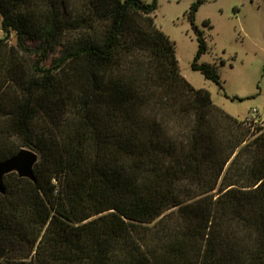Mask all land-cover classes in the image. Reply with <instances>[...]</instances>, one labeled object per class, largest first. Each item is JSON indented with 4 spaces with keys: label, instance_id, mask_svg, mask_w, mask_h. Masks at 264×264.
I'll return each instance as SVG.
<instances>
[{
    "label": "trees",
    "instance_id": "obj_1",
    "mask_svg": "<svg viewBox=\"0 0 264 264\" xmlns=\"http://www.w3.org/2000/svg\"><path fill=\"white\" fill-rule=\"evenodd\" d=\"M157 8L0 0V160L40 156L4 179L0 264H264V129L182 75Z\"/></svg>",
    "mask_w": 264,
    "mask_h": 264
},
{
    "label": "rangeland",
    "instance_id": "obj_2",
    "mask_svg": "<svg viewBox=\"0 0 264 264\" xmlns=\"http://www.w3.org/2000/svg\"><path fill=\"white\" fill-rule=\"evenodd\" d=\"M195 2L158 0L155 11L158 28L175 42L182 75L195 88L208 90L213 102L239 121L253 109L264 116V0H204L199 7L195 24L204 32L208 51L198 62L217 66L221 86L193 69L199 44L188 12ZM9 43L16 44L14 33Z\"/></svg>",
    "mask_w": 264,
    "mask_h": 264
},
{
    "label": "water",
    "instance_id": "obj_3",
    "mask_svg": "<svg viewBox=\"0 0 264 264\" xmlns=\"http://www.w3.org/2000/svg\"><path fill=\"white\" fill-rule=\"evenodd\" d=\"M39 154L32 149L22 148L14 156L0 160V193L5 192L4 179L11 173L21 178L36 181L35 165L39 161Z\"/></svg>",
    "mask_w": 264,
    "mask_h": 264
},
{
    "label": "built area",
    "instance_id": "obj_4",
    "mask_svg": "<svg viewBox=\"0 0 264 264\" xmlns=\"http://www.w3.org/2000/svg\"><path fill=\"white\" fill-rule=\"evenodd\" d=\"M243 123L250 128H254L255 124H259V128L264 129V116L260 113L259 110L253 109L245 117Z\"/></svg>",
    "mask_w": 264,
    "mask_h": 264
}]
</instances>
